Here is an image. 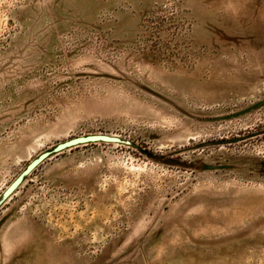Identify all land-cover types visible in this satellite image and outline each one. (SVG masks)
Returning a JSON list of instances; mask_svg holds the SVG:
<instances>
[{
	"label": "rangeland",
	"instance_id": "1",
	"mask_svg": "<svg viewBox=\"0 0 264 264\" xmlns=\"http://www.w3.org/2000/svg\"><path fill=\"white\" fill-rule=\"evenodd\" d=\"M0 264H264V0H0Z\"/></svg>",
	"mask_w": 264,
	"mask_h": 264
}]
</instances>
